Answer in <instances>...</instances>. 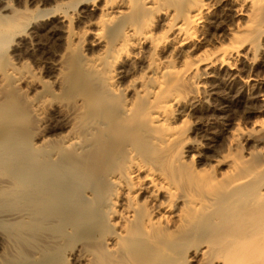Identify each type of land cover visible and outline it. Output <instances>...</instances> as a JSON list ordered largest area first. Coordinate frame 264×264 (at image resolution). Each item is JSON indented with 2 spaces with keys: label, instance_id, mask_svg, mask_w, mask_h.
<instances>
[{
  "label": "bare ground",
  "instance_id": "6f19581e",
  "mask_svg": "<svg viewBox=\"0 0 264 264\" xmlns=\"http://www.w3.org/2000/svg\"><path fill=\"white\" fill-rule=\"evenodd\" d=\"M0 0V264H264V0Z\"/></svg>",
  "mask_w": 264,
  "mask_h": 264
},
{
  "label": "rangeland",
  "instance_id": "374dc122",
  "mask_svg": "<svg viewBox=\"0 0 264 264\" xmlns=\"http://www.w3.org/2000/svg\"><path fill=\"white\" fill-rule=\"evenodd\" d=\"M26 4L27 6H29L30 5V0H14L13 1V5L15 6V7H19V6H21L22 4Z\"/></svg>",
  "mask_w": 264,
  "mask_h": 264
}]
</instances>
